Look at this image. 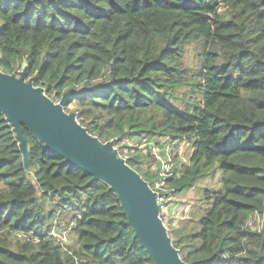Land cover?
Segmentation results:
<instances>
[{"label":"trees","instance_id":"obj_1","mask_svg":"<svg viewBox=\"0 0 264 264\" xmlns=\"http://www.w3.org/2000/svg\"><path fill=\"white\" fill-rule=\"evenodd\" d=\"M23 69L54 102L79 89L65 111L148 185L124 140L190 146L166 182L198 196L168 228L186 264H264V223L249 225L264 212V0H0V70ZM22 129L27 165L0 113V264H155L115 192ZM59 208L67 248L50 235Z\"/></svg>","mask_w":264,"mask_h":264},{"label":"water","instance_id":"obj_2","mask_svg":"<svg viewBox=\"0 0 264 264\" xmlns=\"http://www.w3.org/2000/svg\"><path fill=\"white\" fill-rule=\"evenodd\" d=\"M79 92L69 88L54 102L42 87L26 78L25 69L18 75L0 70V113L15 133L24 164L29 162V151L23 126L45 147L57 151L66 161L89 173L91 180H101L115 192L127 215L124 223L132 228L155 264H186L160 218L158 194L118 155L113 148L116 140L100 141L77 121L74 112L65 111L71 95Z\"/></svg>","mask_w":264,"mask_h":264},{"label":"rangeland","instance_id":"obj_3","mask_svg":"<svg viewBox=\"0 0 264 264\" xmlns=\"http://www.w3.org/2000/svg\"><path fill=\"white\" fill-rule=\"evenodd\" d=\"M183 63L189 69V72H195L197 70L199 66V55L196 50V46L194 44L186 47V52L183 57ZM184 90H185L184 88L179 89V94L181 95L184 92ZM151 143L153 142L147 143L145 140L141 142H138L135 140L134 141L124 140V142H122V145H120L119 148H122V146L126 144L133 146V148L136 149L137 152H140L142 154L141 156L144 162V166L146 165L149 166L152 172L154 171L155 173L160 163H159V160L156 159L151 154V151H150ZM179 144L180 145H179L177 154H176V150H174L176 155L174 158V172H173L174 175L173 176L175 178H177L178 175L180 174L179 167L181 168L182 165H184L187 162V159L189 158V155H190V146H188L185 141ZM161 157L162 159H165L166 155L164 157L161 155ZM203 183L209 184V185L213 184V182L210 181L209 179H206ZM166 190L169 192L172 190V188L167 186ZM197 198L198 196L196 193V189L195 190L193 189V190L188 191L183 196L175 193L173 197H171V199L169 197V199L167 198L164 200L163 202L164 208L163 206L160 207V216L163 219L167 232L169 230L168 229L169 225L174 227L176 225L175 223L179 220V218L181 217L187 218L189 207H191L192 204L194 205V202ZM48 205H50L49 202H48ZM69 218L70 216L65 213L64 219L69 220ZM249 225L260 228L262 225L261 217L255 214L250 216ZM168 234L170 235V233ZM72 244L73 243L71 239L69 238L68 242L66 243V246H72Z\"/></svg>","mask_w":264,"mask_h":264},{"label":"built area","instance_id":"obj_4","mask_svg":"<svg viewBox=\"0 0 264 264\" xmlns=\"http://www.w3.org/2000/svg\"><path fill=\"white\" fill-rule=\"evenodd\" d=\"M179 143L176 144L170 141H162L160 144H153V143L150 144L151 146L150 151H151L152 156L158 159L160 163L155 172L157 179L151 185H149L150 188L158 194L157 202L159 205V215H160V207L163 206L164 208V205H163L164 200L167 198L169 199V197L171 199V197H173V195L175 194L174 189H172L169 192L166 190L167 188L166 182L168 178L174 175L173 174L174 158L178 152L179 145H180ZM113 148H116L118 151V147L116 146V144L113 146ZM174 150H176V154ZM161 155L163 157L166 155V158L162 159ZM65 213L66 212L61 211L59 208V210L55 212L53 217L50 219V225H51L50 235L53 238H55L58 244L67 248L66 243L68 242L69 238L71 239L72 237L71 233L75 226V222L74 220L70 219L71 217L69 218V220H65L64 219ZM255 215H258V214H255ZM258 216H260L262 219V225H261L262 227L264 223V212L262 215H258ZM160 218L163 222V219L161 216ZM260 228H257V229H260Z\"/></svg>","mask_w":264,"mask_h":264}]
</instances>
